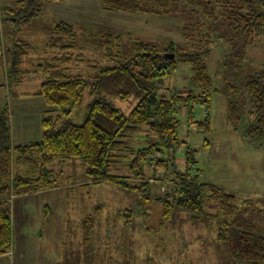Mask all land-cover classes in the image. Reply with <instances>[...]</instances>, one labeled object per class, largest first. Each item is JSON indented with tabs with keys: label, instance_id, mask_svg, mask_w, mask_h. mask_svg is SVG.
Listing matches in <instances>:
<instances>
[{
	"label": "trees",
	"instance_id": "16d2710c",
	"mask_svg": "<svg viewBox=\"0 0 264 264\" xmlns=\"http://www.w3.org/2000/svg\"><path fill=\"white\" fill-rule=\"evenodd\" d=\"M37 1L21 0L14 7H0V64L7 56L10 89L11 81L17 88L22 81L39 79L41 86L34 94L44 98L58 111L43 118L41 140L25 146L13 144L9 108L5 107L0 113V257L13 251V219L9 201L19 195L58 188V168L55 164L66 161H80L85 166L88 184L111 183L131 189L142 194L146 202L151 201L148 200L151 193L149 182L130 184L129 179H144L151 162L156 168L155 172L157 168L165 169L166 178L169 177V170L175 175L171 183H175L176 206L196 214L195 220L203 222L201 217L205 214L206 192L210 193L212 203L207 209L209 213V209H212V213H222L230 219L238 214L235 195L219 186L200 181L195 152L190 146L186 152L185 170L177 168L176 152L187 144L179 136L182 126L178 116L180 110L182 107L191 108L192 116L195 104L210 107L212 96L218 89L205 61L211 49L196 52L175 43L161 48L158 44L140 41L125 50L123 34L116 37L103 35L102 48L94 49L90 55L92 60L84 64L87 54L80 44L77 24L56 21L42 44L14 38V27L17 29L31 23L40 14V0L36 4ZM98 1L106 12L131 14H168L174 3V0ZM186 1L201 16L219 24L229 35V42L235 50L234 66L238 69L245 62L249 48L255 44L256 31L264 28V0ZM219 10L223 12L221 17L218 16ZM168 53H175L176 58L168 59ZM178 63L192 66L185 93L178 87L169 85L171 89L165 85L166 80L177 72ZM245 80L246 96L241 94L242 104L235 97L240 89L234 84L226 88L229 91L230 120L245 138L257 139L263 146L264 68ZM162 88L167 94L161 92ZM86 93L92 97L88 114L82 124H75L71 118L83 104ZM131 98L138 104L130 115H125L114 101H128ZM205 115L209 118L211 112L208 110ZM208 124L209 120H206L199 126ZM207 130H210V126ZM136 136L141 137V143L145 137L146 147L139 150L132 147L137 143ZM129 152L133 160L128 165L130 176H125L119 170L120 165L127 170L123 159L128 157ZM16 164L25 165L24 174L16 173ZM158 201L163 206L160 221L163 228L173 219L174 202L167 194ZM97 210L101 211L102 207ZM82 225V241L77 247L67 241L69 235L66 234V227L59 264L104 263L105 259L97 254L92 245L96 225L94 216L87 217ZM229 232L226 228L221 229L218 241L224 243ZM235 262L230 264H264V234L241 236ZM107 264L117 263L109 260ZM121 264L131 262L126 260Z\"/></svg>",
	"mask_w": 264,
	"mask_h": 264
},
{
	"label": "rangeland",
	"instance_id": "374dc122",
	"mask_svg": "<svg viewBox=\"0 0 264 264\" xmlns=\"http://www.w3.org/2000/svg\"><path fill=\"white\" fill-rule=\"evenodd\" d=\"M46 1L48 0H43V7H38L40 14L34 21L17 29L13 28L14 38L42 44L51 31V15L70 9L74 11L77 8L72 6L78 4L77 7L85 5L80 0L79 3L77 0H61L58 3L60 6H56L58 12H53L51 6H45ZM38 2L39 0L36 4ZM1 5L3 8L10 7L4 3ZM14 5L15 3L11 6ZM89 8L92 9V26L77 24L76 27L81 35L80 44L85 47L87 54L84 64L92 60L90 55L94 49L102 48L105 40L103 35L116 37L117 34H123L122 45L125 50L131 49V46L140 41L158 44L161 48L175 43L188 51L196 52H203L205 48L211 49L205 61L215 88L218 89L212 96L210 107L195 104L192 116L191 108L182 107L180 110L178 116L182 126L179 136L187 144L182 145L176 152L177 168L185 170L186 162L181 163V159L186 160V152L190 146L195 152L200 181L214 184L235 195L238 214L230 219L222 213H212V209H209V213L207 209L212 203L210 193L206 192L205 214L201 217L203 222L195 220L196 214L176 206L175 183H171L175 175L169 170V177L166 178L165 169L157 168L155 172L156 168L151 162L146 168L144 179H129L130 184L149 182L151 193L148 200L151 201L146 202L142 194L131 189L111 183L88 184L90 182L85 174V166L82 165L85 168L82 171L80 165L76 166L78 161H66L60 165L55 164L58 168L56 181L58 188L69 191L70 205L68 204V208L65 204L60 205L59 198L64 193L62 190L55 191L57 193L19 195L10 200L13 251L9 255L1 256L0 264H59L64 237L69 235L67 241L71 246L77 247L82 241V223L89 216H94L96 220L92 245L97 254L105 259L103 264H107L109 260L117 264L126 260L131 264L236 263L240 237L264 234V145L261 146L257 139L245 138L241 131L235 129L230 120L229 91L226 88L232 84L238 87L240 92L237 90L235 97L242 104L241 94L246 96V77L264 68V28L256 31L255 44L249 48L245 62L237 69L233 62L235 50L229 42V35L219 24L201 16L186 0H174L168 14L106 12L98 0H93ZM222 13L219 10L218 16L221 17ZM6 28L8 31L5 26ZM2 63L7 70V56ZM191 75V65L178 63L177 72L166 80L165 85L167 88L178 87L185 93ZM11 83V95L7 104L13 129L15 94L33 91L40 82L39 79L32 80L30 85L24 82L22 86L19 83L17 88L15 83ZM161 92L167 94L163 88ZM91 101L92 97L86 93L83 104L71 118L73 123H83ZM114 103L125 115H130L138 101L133 98L128 101L117 99ZM208 110L211 112L209 118L205 115ZM206 120L210 124L200 127L199 124ZM209 126L210 130H207ZM140 138L136 136L137 143L132 145L136 150L146 147L145 137L143 143L139 141ZM130 154L131 152L123 159L127 170L120 165L119 171L125 176H130L128 165L133 160ZM72 162L76 164L72 165ZM23 166L25 165L16 164V173L24 174ZM112 173L116 174L114 170ZM166 194L174 202V214L171 223L162 228L160 221L163 218V206L158 199L166 197ZM48 205L53 211L46 219ZM98 207H102V210L98 211ZM66 227L69 233L65 234ZM223 228L230 232L227 240L220 243L218 234Z\"/></svg>",
	"mask_w": 264,
	"mask_h": 264
},
{
	"label": "crops",
	"instance_id": "0c3cea01",
	"mask_svg": "<svg viewBox=\"0 0 264 264\" xmlns=\"http://www.w3.org/2000/svg\"><path fill=\"white\" fill-rule=\"evenodd\" d=\"M21 0H0V7H2L1 3L6 4V6L14 7L17 2ZM24 1H31V0H24ZM83 5L82 7H77V6H72L74 8H77L76 10L72 11L66 10L65 12H59V13H54L51 15L52 21H50L49 27L51 28L52 32V27L53 24H55L56 21L58 20H63L66 22L74 23V24H81L82 26H92L90 25L92 23V9L89 7L92 5L93 0H80ZM77 0V2H80ZM15 3L14 6H11ZM58 3H61V0H48L45 3V6L52 7L53 12H58V9H56V6ZM40 5L43 7V0H40ZM39 24V22H38ZM50 33V32H49ZM45 40V39H44ZM34 42V41H31ZM47 42V41H46ZM35 43V42H34ZM32 80H38L36 78L34 79H29L22 81L20 83V86L25 82L26 84L30 85V81ZM39 86L35 88L33 91H28L31 93H16V97L13 98V108H14V127L12 129L11 127V135H12V140L13 144L15 145H29L33 142H37L41 140L42 134H43V127H42V122L43 118L48 115L52 114L56 111L53 106L48 104L44 98L35 95L34 93L39 91L40 86H41V81L39 80ZM11 95V89L9 88V79H8V73L6 70V67L4 64H0V113L4 110L5 107H8L7 101L8 98ZM10 110V109H9ZM58 115L60 112L57 113ZM10 116V115H9ZM11 126V123H10ZM186 162V160L181 159V163ZM72 165H75L76 162H72ZM178 163V161H177ZM81 170H85L83 164H81L79 161L77 162L76 166H79ZM85 173V172H84ZM82 183V182H81ZM62 190L64 193H61V196L59 198L60 200V205L65 204L66 207L68 208V204L70 205V193L69 191L64 190V188H53V189H48L44 191H40L37 194L40 193H47V192H55ZM55 192V193H57ZM31 195V194H30ZM35 195V194H32ZM47 212H46V219L49 218L50 214L52 213V207L49 205L47 206Z\"/></svg>",
	"mask_w": 264,
	"mask_h": 264
},
{
	"label": "water",
	"instance_id": "95a60500",
	"mask_svg": "<svg viewBox=\"0 0 264 264\" xmlns=\"http://www.w3.org/2000/svg\"><path fill=\"white\" fill-rule=\"evenodd\" d=\"M167 58L170 60H174L176 58V54L175 53H172V54L168 53Z\"/></svg>",
	"mask_w": 264,
	"mask_h": 264
}]
</instances>
